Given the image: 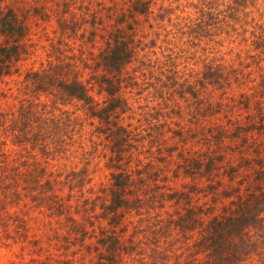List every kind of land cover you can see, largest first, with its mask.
Instances as JSON below:
<instances>
[{
    "label": "trees",
    "instance_id": "obj_1",
    "mask_svg": "<svg viewBox=\"0 0 264 264\" xmlns=\"http://www.w3.org/2000/svg\"><path fill=\"white\" fill-rule=\"evenodd\" d=\"M47 2L49 12L40 14L55 17L61 42L63 30L74 32L79 17L80 38L98 43L88 51L95 64L81 66L87 77L74 62L58 59L22 75L27 97L18 101L7 134L2 131L0 186L9 180L23 196L60 214L61 197L47 166L83 160L66 171V187L80 194L75 208L89 213L97 206L98 219L111 228L85 243L87 231L65 216L74 241L64 240L65 234L63 246L77 247V264H264V0ZM26 35L24 17L0 5V82L17 72ZM69 101L92 126L88 138L80 133L82 121L58 107ZM183 113L197 128L180 127ZM166 132L183 142L180 147L189 135L190 148L166 145L168 138L159 140ZM8 135L27 155L20 163L24 171L7 168L1 148ZM92 136L104 139L109 184L98 193L88 187L85 196L87 155L96 149ZM143 148H154L158 163L176 153L171 179L190 182L181 190L163 185L161 197L179 209L163 208L139 239L127 224L116 226L123 212L140 208L139 193L152 196L143 184L148 167L133 155Z\"/></svg>",
    "mask_w": 264,
    "mask_h": 264
},
{
    "label": "rangeland",
    "instance_id": "obj_2",
    "mask_svg": "<svg viewBox=\"0 0 264 264\" xmlns=\"http://www.w3.org/2000/svg\"><path fill=\"white\" fill-rule=\"evenodd\" d=\"M155 1L158 2L159 0ZM0 5L12 8L19 18L24 17L27 27V35L23 39L25 52L17 63V72L12 73L9 77H5L0 82V139H2V131L4 130L5 135L7 134L10 121L19 103L18 101L27 97L26 95H22V91L25 89L20 84L22 75L27 70L37 69L40 63L45 64L47 60L55 59H58L61 63L74 62L73 68L79 71H81L82 65L93 68L95 60L88 56V51H96L98 43L95 40L91 42L90 40L84 41V39L80 38L78 33L81 30V23L77 15H75L74 22H76L75 25H78L74 29V32H71L69 29L63 30L60 36L62 42L59 41L57 38L59 27L55 17L52 16L51 12L48 17L40 14L45 11L49 12V2L47 0H0ZM34 7L39 8V11ZM75 11L77 12V10ZM84 17L88 18V16ZM68 19L69 15L67 14L65 20ZM66 22L71 24V21ZM99 72V70H92L90 73L98 75ZM87 73V68H83L80 75L87 77ZM88 81L90 82V79ZM78 105L75 101H69L65 104H59L58 107L73 113V115L78 117V120L82 121L83 126L80 133H82V137L88 138L92 131V126L87 124L88 120L83 117L80 109H78ZM177 120H179L180 127L182 126L184 129L188 128L192 130L197 128V122H193L190 115L186 113H183L182 117ZM172 127L175 128V126ZM169 136L170 133L166 132L164 135L159 136V140H162V138L166 140L168 138L166 145L177 144V150L183 148V151L190 148L189 145L192 144L189 140V135L188 143H185L182 147L180 146L183 142H174ZM5 138L6 146L1 149H4L5 152L7 168L13 167L17 173L24 171L25 167L20 164L21 160L27 159L24 149L11 145L10 135L5 136ZM92 139L95 141L93 146L96 149L91 152L89 151L87 155V171L90 182L84 185L83 195L85 196L90 195L88 190H86L88 187H91L95 193L100 186L107 188L109 184L107 169L103 165L105 159L102 156V152L105 153L104 139H101V137L95 138L94 136H92ZM162 144H165V142ZM153 149L151 148L150 151L148 148H143L140 154H133L140 160L142 165H147L148 167L146 174L143 176V184L146 191L152 193V196L139 193L141 202L138 207L140 208L136 209V211L123 212V215L119 217L120 222L116 226V228H119L124 223L127 224L129 228L137 231L136 235H138L139 239H142L146 234V230L143 229L147 226V221L155 217L159 218L160 215L158 214L163 208L168 211L179 209L177 203H171L170 200L161 197L164 191L163 185L169 191L170 189L181 190V183L190 182L188 178L171 179L170 169L174 166L173 163L177 157L176 153L174 154L173 152L164 162L158 163L154 160L157 153L153 152L151 154ZM73 162L71 164L65 163L64 165L56 166H50L49 163L47 166V171H51L53 174V189L61 197L62 207L60 214L47 210L39 204L41 201L37 200L38 203L23 196L20 189L9 180V184L7 181L4 186H0V264H65V261H68L67 264H77L76 258H78L79 253L73 254L77 247L68 246L66 248L65 246L64 248L63 246V241L66 239L71 240V243L74 241L73 233L66 228L65 223L67 222L64 220L65 216L71 218L87 231L89 237L85 239V243H88L89 240L94 243L95 239L92 237V234L97 232L99 234L101 229H105L107 233L110 231L111 226H108L104 220L98 219L99 208L97 206L89 213L75 208V203L81 199L80 194L74 188L68 191L64 176L67 173L66 171L79 168L83 160L78 162V159L74 158ZM163 174L168 175L169 178H162L161 175ZM155 175H159L161 178L156 181L154 179ZM14 176L16 177L17 175ZM160 185L163 187L162 189ZM208 199V197H202L200 201H208ZM181 201L183 202V200ZM203 206L205 205L203 204ZM217 206L220 205L217 204ZM183 209L181 208L180 211ZM148 217L150 219H146ZM164 217L163 215L162 218ZM65 234L66 236L63 240V235ZM143 258L146 259L144 255ZM83 260L87 262L88 256Z\"/></svg>",
    "mask_w": 264,
    "mask_h": 264
}]
</instances>
